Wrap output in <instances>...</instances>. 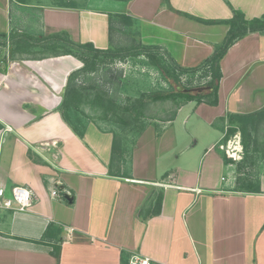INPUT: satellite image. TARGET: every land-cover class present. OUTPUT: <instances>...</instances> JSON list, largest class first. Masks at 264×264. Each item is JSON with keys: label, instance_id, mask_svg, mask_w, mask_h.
<instances>
[{"label": "crops", "instance_id": "0c3cea01", "mask_svg": "<svg viewBox=\"0 0 264 264\" xmlns=\"http://www.w3.org/2000/svg\"><path fill=\"white\" fill-rule=\"evenodd\" d=\"M75 1L0 0V34L65 31L106 49L124 32L191 67L223 42L229 25L221 21L233 10L264 18V0ZM32 49L10 55L0 45V186L33 193L26 211L0 209V264H121L133 253L152 264H264V129L258 157L239 172L241 134L224 140L227 114L264 107V31L244 35L221 58L216 105L183 103L158 135L145 127L112 161L115 130L89 120L80 136L61 114L67 78L82 62ZM182 115L183 125L194 118L210 127L211 140L179 145L167 132ZM229 141L235 158L225 152ZM256 181L260 190L248 189ZM49 224L59 230L47 234Z\"/></svg>", "mask_w": 264, "mask_h": 264}, {"label": "trees", "instance_id": "16d2710c", "mask_svg": "<svg viewBox=\"0 0 264 264\" xmlns=\"http://www.w3.org/2000/svg\"><path fill=\"white\" fill-rule=\"evenodd\" d=\"M16 1L20 3H28L30 0ZM52 4L60 7L77 6L75 0H58L57 2ZM119 17L125 23H129L130 21L126 15L120 14ZM221 22L227 23L229 25L228 33L223 42L215 47L213 53L207 59H205L200 64L191 67H184L179 65L167 54L166 51L161 50L160 47L157 46H145L138 42V45H140L138 47L140 48H136L133 44L130 46H120L119 48L115 45H111L106 49H100L96 48L90 42L73 41L65 31L49 35H32L25 32H10L9 37H7L3 33L0 34V45L5 46L9 44L10 55L15 54L17 51L30 52L33 48V53H39L40 58L48 57V55H72L82 62V67L71 72L67 78L64 99L61 107V114L63 115L64 119L69 122L72 128L80 136H82L85 127V121H81V118L73 120V118H71L70 116V110L79 109L84 112L83 104L89 102L93 97L89 92L86 93L81 86H77L75 82L77 79L76 76L79 74H87L96 70L97 65L103 61V59L101 58L103 56L125 57L134 50H140V54L148 53L147 57L149 58L150 63L161 72L162 76L169 84L175 87V90L169 92H155L152 94H145L143 95L144 98H137L135 101H133V104L131 106L127 108L124 107L122 110L129 111L132 107V109L137 110L138 108H140L141 110L147 101L167 100L175 97H182L187 101L194 100L196 103L205 102L209 105H216L218 102V85L221 79V58L223 57L227 49L244 35L256 31H264V18H254L251 20H246L244 15L237 10H233V15L230 19L223 20ZM151 51H156L157 55L150 54L149 52ZM158 54H160L161 56ZM163 59H167L170 62L166 63ZM185 73H200V75L207 78L208 80L204 85L209 87L208 90L195 93L183 92L181 90H178L177 87H180L181 85L179 77L181 74ZM124 115L125 114H123L122 116ZM136 115L135 120L133 121L135 122V128L131 129V132L128 133L131 134L130 138L128 139H131L132 141H134L135 138L139 136L145 129L144 124H142L143 122H141L138 126ZM115 122L123 124L130 123L128 118L123 121V117H121L119 121L115 120ZM227 123L228 128L224 138L225 141L236 131H239L241 134V141L244 148V157L242 161L237 163V170L239 172L241 168L245 167L247 158H252V160H254L258 157L254 154H256L260 149V146H262V140L260 139L259 133L264 129V107L259 111L249 114H227ZM156 133L158 135L159 130H156ZM126 140L127 138L122 136V132L118 134V132L113 131L111 161L112 159H116V157H119L126 151ZM226 160L228 159L226 158ZM110 174L114 175L111 170ZM244 177L245 180L249 178L248 175ZM250 184L252 186L248 187V189H250L251 191L258 192L260 190L257 181ZM53 229L57 230L58 226L49 224L46 228V233L50 234V231ZM52 253L56 258H58L60 253V246H54V250ZM129 257L130 256H128L127 258L123 255L121 258V264H128Z\"/></svg>", "mask_w": 264, "mask_h": 264}, {"label": "rangeland", "instance_id": "374dc122", "mask_svg": "<svg viewBox=\"0 0 264 264\" xmlns=\"http://www.w3.org/2000/svg\"><path fill=\"white\" fill-rule=\"evenodd\" d=\"M44 1L52 4L58 0ZM116 39V46L118 48L120 46H130L133 44L136 48H140L138 47L140 45H138L139 43L137 40L134 37L131 39L128 33H120L116 36ZM139 52L140 50H134L125 57L103 56L101 57L103 61L97 65L96 70L87 74L77 75L75 81L77 86H81L84 91L86 93L89 92L93 98L90 99L89 102L83 104L84 112L79 109H71V118H73V120L81 118V121L92 120L98 122L106 128L115 130L118 134L122 132V136L127 139L130 136L128 133L131 132V129L135 128V122L133 121L135 120L136 114L138 126L143 122L142 124H144L145 127L152 125L156 130H160L162 126L165 125L163 120H165L167 116L173 115L180 105L188 101L182 97H175L167 100L147 101L141 110L140 108L137 110L132 109L133 107L129 111L122 110L124 107L127 108L131 106L133 101L137 98H144L143 95L145 94L175 90V87L169 84L164 79L161 72L150 63L147 57L148 53L140 54ZM149 53L157 55L156 51H151ZM163 60H165L166 63L170 62L167 59ZM179 79L181 85L177 88L183 92H189L184 90L192 87L206 86L204 84L208 80L200 75V73L181 74ZM123 114L125 115L122 116ZM121 117H123V121L128 118L130 123L123 124L115 122V120L119 121ZM182 120L183 115L176 119L173 124V129L170 127L167 132L168 134L170 132L176 133L179 145H181L183 139H188L189 141L198 140L199 144H207L211 140L213 131L210 127L200 121L194 120V118L189 119L186 125L182 124ZM171 133L170 136L172 135ZM191 134L194 136L192 139ZM167 138H169L168 135ZM180 139L181 141H179ZM156 145L157 149L161 148V142L158 141ZM230 148H233V145ZM216 150L220 152L217 148ZM171 158L173 157L171 156ZM240 171H242V168Z\"/></svg>", "mask_w": 264, "mask_h": 264}, {"label": "built area", "instance_id": "2783aa9c", "mask_svg": "<svg viewBox=\"0 0 264 264\" xmlns=\"http://www.w3.org/2000/svg\"><path fill=\"white\" fill-rule=\"evenodd\" d=\"M229 141L225 147V152L228 156L235 158L233 148H236V144L233 143L231 147ZM53 196H59L57 189L51 191ZM33 201L32 191L23 185H14L9 189L5 186H0V209L15 210V211H26L30 208ZM65 235L70 236L71 229H66ZM128 264H152L150 259L140 254L133 253L130 255Z\"/></svg>", "mask_w": 264, "mask_h": 264}, {"label": "water", "instance_id": "95a60500", "mask_svg": "<svg viewBox=\"0 0 264 264\" xmlns=\"http://www.w3.org/2000/svg\"><path fill=\"white\" fill-rule=\"evenodd\" d=\"M208 86H197V87H192L189 89H185L184 91H189V92H201L204 91L206 89H208Z\"/></svg>", "mask_w": 264, "mask_h": 264}]
</instances>
